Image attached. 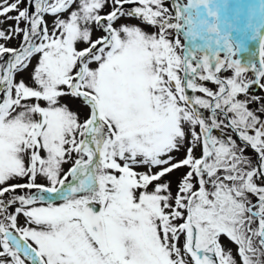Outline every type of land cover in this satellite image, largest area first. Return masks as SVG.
Here are the masks:
<instances>
[{
	"label": "snow or ice",
	"instance_id": "1",
	"mask_svg": "<svg viewBox=\"0 0 264 264\" xmlns=\"http://www.w3.org/2000/svg\"><path fill=\"white\" fill-rule=\"evenodd\" d=\"M0 264H264V0H0Z\"/></svg>",
	"mask_w": 264,
	"mask_h": 264
},
{
	"label": "rangeland",
	"instance_id": "2",
	"mask_svg": "<svg viewBox=\"0 0 264 264\" xmlns=\"http://www.w3.org/2000/svg\"><path fill=\"white\" fill-rule=\"evenodd\" d=\"M228 3H229V13L230 14L237 7H239L242 10V14H246L247 8L250 5H255L257 7V10H258L259 0H228ZM132 22L135 23V21H132ZM98 35H100V33H94V36H98ZM12 44L15 45L16 41H13ZM256 44H257L256 41H250L249 42V48L250 49L255 48ZM209 86L212 87V85H209ZM234 250L235 249H233V251Z\"/></svg>",
	"mask_w": 264,
	"mask_h": 264
}]
</instances>
